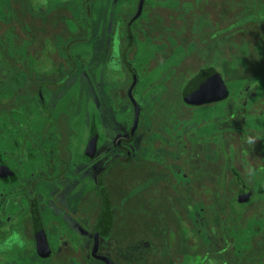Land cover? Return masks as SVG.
Instances as JSON below:
<instances>
[{"label": "rangeland", "instance_id": "rangeland-1", "mask_svg": "<svg viewBox=\"0 0 264 264\" xmlns=\"http://www.w3.org/2000/svg\"><path fill=\"white\" fill-rule=\"evenodd\" d=\"M138 7L137 0H0V154L6 147L3 125L7 118L25 122L17 110L27 119L17 127L22 139H29L30 130L38 128V117L46 131L52 132L50 124L56 123L58 139L64 136L62 127L70 124L65 134H70L68 172L55 186L45 185L41 191L44 228L51 230V244H63L57 246V257L50 262L26 260L21 264H101L90 257L91 233L85 222L94 225L101 213L97 177L111 160L123 157L115 144L128 137L133 124L128 98L132 78L122 56L129 42L126 26ZM141 9L142 15L133 19L130 28L132 41L126 61L137 77L132 91L139 107L135 135L146 139L141 154L137 140L130 147V161L118 162L103 178L114 227L107 240H100L99 253L114 264H201L202 258H206L203 264H264V218L257 217L264 206L253 205L242 216L231 204L228 210L226 203L234 189L229 171L224 195L213 194L208 186L215 183L218 187L226 153H234L243 175L249 176L251 171L254 175L249 177H264L263 146L256 139L249 143L243 129L231 131L242 126L243 114L229 118L243 106L247 93L252 92L253 104L263 96L264 0H148ZM221 23L229 26L222 29ZM68 68L75 69L70 78ZM207 68L220 73L229 98L186 107L182 88L197 69ZM40 88L46 101L54 91L47 104L50 120H44L37 101ZM91 119L100 135L99 146L83 166L79 154ZM43 134L40 145L45 147L49 136ZM185 134L189 152L196 157L192 160L195 168L188 169L195 180L184 189L187 200H196L193 202L184 195L180 202L178 197L182 187L178 183L188 181L186 177L183 180L179 175L171 179L172 184L165 183L171 177L167 164L177 154L171 144L175 136ZM173 169L182 172L176 166ZM161 179L165 182L160 184ZM0 186V192L4 191ZM21 192V187L13 190L12 206L5 199L1 202L2 220L24 207ZM81 199L85 200L83 207L77 205ZM162 216L161 222L164 219L170 224L171 235L163 243H149L146 251V244L138 243L141 249L135 253L131 237H122L125 224L146 220L145 226L156 232ZM17 225L19 228H1L0 238L5 230L20 231L22 221ZM55 226L64 240L57 239ZM251 226L255 233L249 231ZM131 227L127 228L130 232ZM119 239L126 259L117 258ZM65 240L77 252L73 259H65L67 263L63 261L69 249ZM24 248L30 249V245ZM19 256L17 246L5 244L0 249V264L18 262Z\"/></svg>", "mask_w": 264, "mask_h": 264}, {"label": "flooded vegetation", "instance_id": "flooded-vegetation-1", "mask_svg": "<svg viewBox=\"0 0 264 264\" xmlns=\"http://www.w3.org/2000/svg\"><path fill=\"white\" fill-rule=\"evenodd\" d=\"M138 2H140V0H137V6L139 5ZM146 2H148V0H143V5H142L143 7L146 4ZM142 13L143 12H141V15H142ZM132 24H131V27H132ZM261 28H264V24L262 25ZM125 32H126V35L128 36L127 26H126ZM123 66L126 68L125 65H123ZM130 68H131V66H130ZM68 70H69V68H68ZM126 70L130 74V70H128V68H126ZM212 71L217 72V70L212 69V68L201 69V70L197 69V76L195 77V79L193 78L194 80L192 82L197 81L201 78L202 79L205 78V76L206 75L208 76V74H210ZM74 72H75V69L69 70L67 77L70 78V76ZM217 73H219V72H217ZM130 76H131V74H130ZM131 78H132V76H131ZM190 83L191 82H187L186 85L182 88L181 97H182L183 91L185 90L186 86ZM262 83L264 84V79H263ZM136 85H137V82H136ZM39 91L40 92H39V97H37V101H38L39 105H41L42 113L46 116L45 118L44 117L43 118H44V120H46V119L50 120V119H52V115H51L50 110L48 108V107H50V106H48V105H50L48 103L50 102V96L54 94V91L51 92L49 95V98H47L48 102L46 101V98L44 97L41 88ZM262 95L263 96H261L256 101V103L253 104L252 102H250V100L253 97L252 92L247 93V100L242 102L243 106L239 107L237 109V113H235L234 115L232 114L231 117H229V118H236L239 114H243L242 126L237 127V128H232L231 131H234L236 133V132H241L243 129L245 131V133L248 134L246 136H249L251 139H256V140L260 141L261 146H263V148H264V91L262 92ZM228 98H229V91H228V96L223 100H216V101H211V102H207V103H200L196 106L198 107V106H203V105H206L209 103L211 104V103H215V102H219V101H224V100H227ZM254 98H256V97H254ZM188 106L189 105H186V107H188ZM189 107H194V106H189ZM17 113H19L20 115H24L25 122L27 121L26 114H24V112L22 110H17ZM40 120H42V118L38 117V120H37V127L38 128H36V130L35 129L30 130V133H31L30 137L31 138L29 137V139H22L21 133H19L18 128H17L18 126H22L25 122L22 121L21 123H19V121H13L11 118H7L6 124L3 125L5 131H4V135L3 134L2 135L4 136L3 142L5 143L6 147L4 148V152L0 154V184L4 186V191L2 190L0 192V217L2 216V207H1L2 204H1V202L4 199L8 202L9 205H11V206L13 205L11 194L13 193L14 189L21 187L22 192L20 194H21V196H23L25 198L24 207L22 206L18 211H16V213H14L13 216L7 215L6 216L7 221H4V220H2V218H0V222L2 223V225H0V229L1 228L2 229L3 228L4 229L5 228H11L12 229L13 226H15L16 228H19V226L17 224H19V222L22 221L20 231L17 229L12 230V231L10 230L13 233H16V232L20 233L22 235V238H23L22 242L17 244L15 239H10V240L6 241V243H5L8 245H16L19 248V253H20L19 258L20 259L18 262L13 263V261H11L8 264H21L22 261H26V260H29V261L32 260L35 262L36 261L37 262L38 261L50 262L54 256L57 257L56 249L58 247H60V245L63 244V242H60V241L57 242L58 245L57 244H54V245L51 244V238H50V231L51 230H50V228L48 230H45V228H44V224H43V220H42L43 197L41 195V191L45 188V185H47L48 187L49 186H55L56 183L58 182V180L68 172L69 162L67 161V157L69 156L68 155L69 154V149H68L69 144L66 145V143L69 142L70 134H69V136H67V135L65 136V134H67L66 130L70 129V124L68 122V124H66L67 126L62 127L61 131L64 132V136L61 138L62 139L61 140V139H58V137L56 136V132L59 131V130H57V127L55 126L56 123L53 122V124H50L53 127L52 132H50L48 130L46 131L43 124L40 127ZM248 121H251L250 124H253L255 126L251 125V127H249ZM93 124L95 126V130H96V133L98 135L97 143H96V153H97V149L99 146L98 142H99L100 135L98 133L95 121L91 119V122L89 125L90 128L88 131V138L84 143L83 150L79 154L81 164L83 166H87L88 163L93 159V157L96 154L95 153L94 156H92L87 152V144L90 140ZM54 127H55V130H54ZM34 130H35V133L38 135V139L35 137V134L33 133ZM40 133H42V134L44 133L43 134V136L45 135L44 137L49 136V140H48L49 142H47V145L45 147H44V145L43 146L40 145ZM52 138L54 140H53L52 144H50V139H52ZM63 138H64L65 143H63ZM175 138L174 139L176 141L173 142V144H171V145L176 149L175 151L177 152V154L175 153L176 155L174 156V162L173 163L170 162L169 164H167V166L170 168L169 169L170 170L169 176L171 175V177H169L167 179V182H165V180H162V179H161V181L160 180L159 181H160V184H161V182L164 181L166 184L170 185V184H172V182H170L171 179L175 180L176 178H178L179 175L182 177L181 179H183V180L187 178L188 181H185V182L180 181L178 183V184H182V187L180 188L179 193H181L182 195H185L184 189L189 185V182H191V180L194 179V175L191 176L190 175L191 171L188 172V169H189V167L195 168L196 165L193 164L194 163L193 161L195 160L196 157L194 158V156L189 152L188 145H187V143L189 144V141L186 142L187 140L185 139V138L188 139L187 134H185L181 137L175 136ZM129 139H130V133H129L127 138L119 139L116 142L115 146L120 152H122L123 157L114 158L113 160H111L107 164V166L114 160L126 159L128 156L127 152H126L127 150L130 153V158H131L133 156V154L131 153L130 147L132 145H135L137 140L140 142V147L138 149V153H140V154L142 153L143 144H141V143H142V141H144L146 139V137L144 136L143 140L141 137H139V139H138V138H136V135L134 133L133 140L131 142H128ZM119 142H120V144H118ZM32 143H35L36 145H34ZM60 155L64 159H62V157H60ZM230 155L232 157V161L230 162V171L229 172H230V174L233 178V182H234V189H233V192L230 196L231 197L230 201H231V205L235 206L236 208H238L240 210V213L242 216L244 210H247L248 208L252 207L253 205H255V206L263 205L264 206V177H249L247 175H243L238 170L234 153H232ZM130 158L127 161V163L130 161ZM30 163H31V165H30ZM33 164H35V166H33ZM58 164L61 166L60 172L58 171ZM175 166L180 168L182 170V172L175 171L173 169V167H175ZM106 167L101 171V173L106 169ZM109 171L107 172V174L109 173ZM98 177H97V180H98ZM102 185H103L104 191L106 193V189H105L104 184H103V179H102ZM97 186H98V184H97ZM1 188H2V186H0V190H1ZM160 190H164V189L160 188ZM106 195L108 197V194H106ZM108 200H109V198H108ZM164 200H167V199H164ZM84 201H85L84 199H81L77 205H79L81 203L80 205L82 206ZM109 204H110V201H109ZM102 210H103V208H102V202H101V213L100 214H102ZM260 210H261V212L258 213L257 217H263L264 218V208L261 207ZM110 211H111V206H110ZM111 213H112V211H111ZM100 214H99V216H100ZM79 216H80V218L82 217L81 214ZM98 222H99L98 219L95 221L94 225L91 224V221H89L88 223L85 222L86 226H88L89 231L91 233V248H90L89 253H90V257L93 260H96L97 262H99L101 264H105L103 261L95 259L92 255V251H93V247H94L93 233L97 227ZM254 226L262 228L261 225L260 226L254 225ZM254 226H251L250 230H249L252 233H255L254 232ZM40 230L43 231V233H44V236H45V239H46V242L48 245L47 249H44V247L42 246V243L40 242ZM55 231L57 233L56 234L57 239H59L61 237V235H60L61 229L58 226H55ZM48 232H49V234H48ZM64 237L65 236H62L61 238L64 240ZM72 241H73V238H72ZM65 242L68 244L69 249H68V255H66V257L63 258V261L67 263V261L69 259H73L76 256L77 252L73 251L70 248V246H71L70 241L65 240ZM138 243H141V242H138ZM5 244H2L0 246V249H2V250L5 249ZM27 244L30 245V249L24 248L25 245H27ZM19 245H21L22 247L20 248ZM146 246H147V244H146ZM138 247H140V246H138ZM138 247H136V248L134 247L135 253H137V250H138V252L140 251L141 248L138 249ZM121 248L122 247L120 246L118 250H120ZM23 250H24V253L22 254L21 252ZM142 250H144V249H142ZM116 255H117V258H121V256H124L125 259L127 256L126 251H124V250L118 251ZM97 256L107 257L105 255H100L99 252H98ZM124 257H122V258H124ZM107 258L110 259L109 257H107ZM196 258H197L196 259V262H197L199 258L198 257H196ZM65 259H68V260L65 261ZM204 260L205 259L202 258L200 260L201 261L200 263L203 264ZM112 263H113V261H112Z\"/></svg>", "mask_w": 264, "mask_h": 264}, {"label": "water", "instance_id": "water-1", "mask_svg": "<svg viewBox=\"0 0 264 264\" xmlns=\"http://www.w3.org/2000/svg\"><path fill=\"white\" fill-rule=\"evenodd\" d=\"M143 0L140 1L139 4V9L137 14L135 15V17L133 19H136L140 13H141V8L143 5ZM133 19L131 22L128 23L127 26V32H128V46L127 48H125V50L123 51V62L126 66V68H128V70H130V74L132 76V84L130 86V88L128 89V98L130 100V103L133 107V112H134V117H133V124L131 127V132H130V139L128 142H131L133 140L134 137V133L138 124V120H139V107L136 103V101L133 98L132 95V91L133 88L136 85L137 82V77L135 75V73L132 71V69L130 68V66L128 65L127 61H126V53L127 50L129 48V46L131 45V32H130V28H131V24L133 22ZM116 51H118V45L115 46ZM184 98L191 104H200V103H207V102H211V101H216V100H223L228 96V90L225 86V83L222 81V78L220 76L219 73H217L216 71H212L210 74H208V76L206 75L205 78H201L197 81L191 82L190 84H188L184 90ZM97 133L95 130V126L93 124L92 126V131H91V136H90V140L87 144V152L94 156V154L96 153V143H97ZM120 144V142L118 143ZM127 152V158L124 160H114L112 161L107 167L106 169L99 175L98 180H97V184H98V188L101 192V197H102V214L100 217V220L97 224L96 230H95V234L94 236L97 237L98 234H102V233H106V231L108 229H110L111 223H112V213L110 211V204H109V200L108 197L104 191L103 185H102V179L103 177L107 174V172L114 166L116 165L118 162H127L130 158V153ZM40 242L42 243V246L44 247V249L48 248L45 236L43 231L40 230ZM96 249V243L94 244V248L93 250ZM93 254V257L95 259H98L100 261H103L105 264H113L112 261L110 259H108L107 257L104 256H97V254Z\"/></svg>", "mask_w": 264, "mask_h": 264}, {"label": "trees", "instance_id": "trees-1", "mask_svg": "<svg viewBox=\"0 0 264 264\" xmlns=\"http://www.w3.org/2000/svg\"><path fill=\"white\" fill-rule=\"evenodd\" d=\"M222 24V23H221ZM219 25V26H221L222 27V29L223 28H226V27H228L229 25L228 24H226V25H224V24H222V25ZM221 29V30H222ZM201 62V61H200ZM202 63V62H201ZM199 66H200V64H198ZM202 65H204V63L202 64ZM220 74V73H219ZM197 76V73H195V75H194V79H195V77ZM221 76V75H220ZM193 78H191L188 82H192L194 79ZM223 81V80H222ZM183 93H184V91H183ZM184 94H182V101H183V104H185V105H189V106H196L197 104H191V103H189L185 98H184V96H183ZM224 153H226L225 151H224ZM228 156V157H227ZM232 161V157H231V155L230 154H225V158H224V163H223V167H222V171H221V174H220V177H221V179H220V183H219V185L222 187V188H220L219 187V185H218V187H216V185H215V183H213V185L212 184H208V186H210L211 188V190L213 191L212 193L213 194H215V192H216V195H218L219 196V193H222V195H224V193L226 192V183H225V177H226V172H228V171H230V162ZM111 170V169H110ZM192 183V182H191ZM207 185V184H206ZM198 187V186H197ZM182 194H178V197H179V199H180V196H181ZM184 197H186V199L185 200H187V196L186 195H184ZM217 199H218V197H217ZM229 200V199H228ZM168 202L169 200H165V202ZM188 201V200H187ZM193 201H196V200H192V201H188V202H193ZM208 201L209 200H207L206 202L208 203ZM166 202V203H167ZM180 202H181V199H180ZM186 201H184L183 203H185ZM217 202H218V200H217ZM168 205H171L172 206V204H171V202H168L167 203ZM227 205V208H228V206L231 204V201L229 200V202L227 201V203H226ZM164 208H166L167 210H168V208H167V206L166 207H164ZM228 210H229V208H228ZM161 214V213H160ZM100 217H101V214H100V216L97 218L98 219V221L100 220ZM163 218V216L162 217H160V219L158 220L159 221V223H156V226H157V229H156V232H152V230H151V228L150 227H147V225L145 226V222H146V220L142 223V224H139V223H137L134 219L133 220H130L131 222H129L130 223V225H129V223H127V224H125V231H124V233L122 234V237H131V245L132 246H130V247H137V245H138V242H145L146 244H147V248L145 249V251L148 249V246H149V243H152V244H156V243H163L164 241H166V235L167 234H170V233H172V231H171V228H170V224L169 223H167V222H165L164 221V219H163V221L161 222V219ZM174 220H175V218H173ZM173 220V221H174ZM150 221H152V220H150ZM175 224H177L178 226H179V228H180V231H181V227H180V225H179V223L178 222H174ZM129 226H132L131 227V232L130 231H128V229L127 228H129ZM113 227H114V219H113V213H112V223H111V226H110V229H108L107 231H106V233H100V234H98L97 235V237H95L94 236V234H95V230H94V233H93V241H94V244L96 243V249L95 250H93L92 251V253H94V254H98V252L100 251V249H101V246H100V240L101 239H106L107 240V238H109L110 237V234H111V232H112V229H113ZM166 228V229H165ZM170 230V231H169ZM136 234H138V237L136 236ZM171 235V234H170ZM172 236H173V234H172ZM122 237H120V239L122 238ZM120 239H119V241H118V247H117V249H119V247H120ZM94 248V247H93ZM144 249V248H143ZM167 253L168 252H166V256H167ZM93 255V254H92ZM165 256V257H166ZM145 258H146V256H145ZM164 258V257H163ZM148 260V259H147ZM205 260H206V258H205ZM124 261H126V260H124ZM133 263L134 264H136L135 263V261H133ZM129 264V263H128Z\"/></svg>", "mask_w": 264, "mask_h": 264}, {"label": "clouds", "instance_id": "clouds-1", "mask_svg": "<svg viewBox=\"0 0 264 264\" xmlns=\"http://www.w3.org/2000/svg\"><path fill=\"white\" fill-rule=\"evenodd\" d=\"M249 143H254L255 142V140L254 139H251V138H249V141H248ZM252 175H254V172H249V176H252ZM6 231V235L3 237V238H0V245H2V244H5L6 243V241H8L9 239H15L16 240V242H17V244H19V243H21L22 242V235L20 234V233H18V232H16V233H13V232H11V231H8V230H5ZM13 246H16V245H13Z\"/></svg>", "mask_w": 264, "mask_h": 264}]
</instances>
